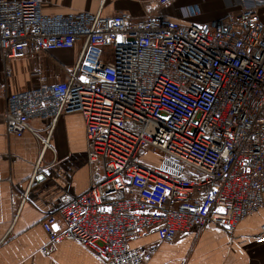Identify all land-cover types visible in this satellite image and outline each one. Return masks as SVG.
Masks as SVG:
<instances>
[{
    "label": "built area",
    "instance_id": "1",
    "mask_svg": "<svg viewBox=\"0 0 264 264\" xmlns=\"http://www.w3.org/2000/svg\"><path fill=\"white\" fill-rule=\"evenodd\" d=\"M172 2L136 19L0 0L5 78L11 60L80 45L66 80L35 69L23 90L6 88L8 134L28 132L50 150L58 119L79 114L98 169L41 222L43 254L71 236L103 264H147L157 243L208 225L232 235L264 208V0H236V11L206 24L173 19ZM32 120L48 125L44 139ZM145 148L159 152L156 165L141 161ZM260 232L264 242V223Z\"/></svg>",
    "mask_w": 264,
    "mask_h": 264
},
{
    "label": "crops",
    "instance_id": "2",
    "mask_svg": "<svg viewBox=\"0 0 264 264\" xmlns=\"http://www.w3.org/2000/svg\"><path fill=\"white\" fill-rule=\"evenodd\" d=\"M43 1L46 15L88 12L109 17L127 13L141 19L151 14L149 6L158 0ZM194 6L199 13L184 18L181 11ZM236 10V0H173L169 13L183 24H206ZM79 51L78 44L69 50L29 53L9 61L7 78L0 56V264H103L71 236L56 244L52 253L41 252L47 244L40 226L43 219L56 212L61 195L85 192L92 172L98 171L97 165L87 163L82 117L61 116L49 139L51 149L45 151L28 132L20 138L8 134L3 119L6 88L23 90L35 69L50 82L66 80ZM29 126L39 131L41 138L46 137V123L32 120ZM263 223L264 208L241 221L232 235L215 225L179 233L171 242L157 243L147 264H264V242L257 241ZM155 242L152 236L133 246Z\"/></svg>",
    "mask_w": 264,
    "mask_h": 264
},
{
    "label": "rangeland",
    "instance_id": "3",
    "mask_svg": "<svg viewBox=\"0 0 264 264\" xmlns=\"http://www.w3.org/2000/svg\"><path fill=\"white\" fill-rule=\"evenodd\" d=\"M202 1V0H197ZM197 3H195L196 5ZM199 5L202 6L201 2H199ZM145 154L142 156L141 161L147 165H156L160 161V154L157 151H153L152 149L145 148L144 149ZM157 157V161L156 158Z\"/></svg>",
    "mask_w": 264,
    "mask_h": 264
},
{
    "label": "snow or ice",
    "instance_id": "4",
    "mask_svg": "<svg viewBox=\"0 0 264 264\" xmlns=\"http://www.w3.org/2000/svg\"><path fill=\"white\" fill-rule=\"evenodd\" d=\"M222 210V209H221ZM55 227V226H54Z\"/></svg>",
    "mask_w": 264,
    "mask_h": 264
}]
</instances>
